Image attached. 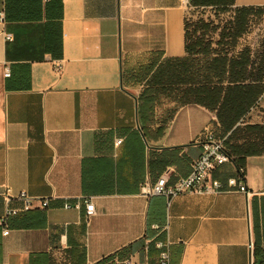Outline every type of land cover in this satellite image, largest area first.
<instances>
[{
  "label": "crops",
  "instance_id": "crops-1",
  "mask_svg": "<svg viewBox=\"0 0 264 264\" xmlns=\"http://www.w3.org/2000/svg\"><path fill=\"white\" fill-rule=\"evenodd\" d=\"M184 2L0 0V217L23 205L7 187L49 199L0 226V264H158L168 239L170 264H254L264 250V89L235 118L196 102L233 86L234 68L188 54ZM248 39L250 69L264 70V34ZM209 133L235 157L213 171L222 191L141 194L165 172L187 176ZM238 166L250 195L227 190ZM84 196L90 220L64 208Z\"/></svg>",
  "mask_w": 264,
  "mask_h": 264
},
{
  "label": "trees",
  "instance_id": "trees-1",
  "mask_svg": "<svg viewBox=\"0 0 264 264\" xmlns=\"http://www.w3.org/2000/svg\"><path fill=\"white\" fill-rule=\"evenodd\" d=\"M233 4L234 0H190L189 8L191 6L214 7L225 11L231 10ZM261 11L263 9L254 7L235 8V15L223 27L203 19L192 24L186 17V51L188 54L211 56L213 58L210 62L212 66L214 63L221 64V66L229 64L234 68L233 86H227L225 89L217 84L212 87L207 86L203 90L195 92L197 94L196 102L217 110L218 114L221 111H226L229 117L235 118L248 108L250 102L259 93H262L264 86L258 85L264 79V70L261 68L262 59L258 65L252 66L250 69L249 47L240 53L237 52V55L228 56V53L233 50L232 46L237 44L246 32L248 17ZM192 25L193 30L191 31ZM211 31L218 34L214 40L207 35ZM212 82L211 80L209 83ZM148 92L146 91L145 94L144 91V95H142L144 102H147L150 96H147ZM254 264H264V250L257 246L254 248Z\"/></svg>",
  "mask_w": 264,
  "mask_h": 264
},
{
  "label": "built area",
  "instance_id": "built-area-1",
  "mask_svg": "<svg viewBox=\"0 0 264 264\" xmlns=\"http://www.w3.org/2000/svg\"><path fill=\"white\" fill-rule=\"evenodd\" d=\"M184 4L187 8L190 6V0H185ZM5 20L4 10H0V22ZM11 39V36H7ZM61 68L60 64L56 66ZM5 76H10V69L6 68ZM121 139L116 141V144L121 143ZM201 154L191 161V170L185 177L180 178L177 182L169 184V173H163L154 183L146 180L141 186V194L149 197L153 195H161L170 200L180 194L185 193H218L224 189L223 183L213 177V171L222 164L233 162L234 157L229 153L227 146L224 142L215 137L214 134L209 133L206 138L201 142ZM238 176L230 177L227 179V190L239 191L250 195L245 182V168L242 166L237 167ZM6 201H11L16 197L22 200L23 205L21 208L7 207L4 214L0 217V226L3 227V233H9L10 219L22 212L30 211L34 208H46L49 205L48 198H33L26 192L22 191L14 196L11 189L7 187L4 192ZM82 205L85 206V217L90 220L95 215V204L91 196H84L73 204L65 203L64 208H75L80 210ZM156 246L159 249L158 264H170L171 261V241H157ZM124 264H133L130 260H126Z\"/></svg>",
  "mask_w": 264,
  "mask_h": 264
},
{
  "label": "rangeland",
  "instance_id": "rangeland-1",
  "mask_svg": "<svg viewBox=\"0 0 264 264\" xmlns=\"http://www.w3.org/2000/svg\"><path fill=\"white\" fill-rule=\"evenodd\" d=\"M235 15V8H231V10H220L219 8H214V7H196V6H191L188 9V20L190 23L194 24L196 22H199V20H210L214 24H217L220 27H223L227 24L228 21L231 20V18ZM247 23V30L244 33V35L248 36L251 35L252 37L256 36L259 38V35L264 34V10L261 12H256V14L250 15ZM191 31L193 30V25L190 29ZM208 36L212 37L213 40L217 38L218 34L215 33L214 31H211L207 34ZM255 41L253 39H248V41H241L237 44H234L233 50L235 52H241L247 46H249L248 43L246 42H251ZM264 111V109H262ZM223 142L224 140L221 139ZM225 144V142H224ZM226 145V144H225ZM227 146V145H226Z\"/></svg>",
  "mask_w": 264,
  "mask_h": 264
}]
</instances>
